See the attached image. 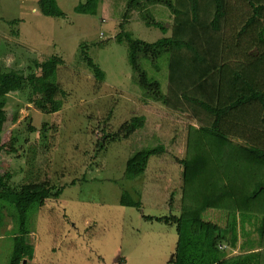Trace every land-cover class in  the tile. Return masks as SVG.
<instances>
[{
	"label": "rangeland",
	"instance_id": "obj_1",
	"mask_svg": "<svg viewBox=\"0 0 264 264\" xmlns=\"http://www.w3.org/2000/svg\"><path fill=\"white\" fill-rule=\"evenodd\" d=\"M84 1L58 0L66 17H53L41 12L39 0H0V87L4 72L40 75L37 61L62 58L60 110L50 113L36 106L29 100L31 89L13 92L0 131V171L11 174L10 184L54 186V192L64 188L61 196L29 213V241L36 253L25 264H170L176 256H169L176 226L145 215L182 214L180 159L189 157L191 127H201L207 112L188 100L178 110L152 98L132 67L129 43L118 42L121 32L148 42L172 35L175 17L167 5L147 4L170 28L164 34L149 26L138 9L126 18V0H102L96 15L76 12ZM84 48L105 71L104 79L88 64ZM143 66L167 93L169 56L159 60V67L148 59ZM136 116H144L145 124L125 136L123 125ZM159 145L165 153L152 156L146 172L130 179L129 159ZM125 190L142 208L121 204ZM14 211L7 206L0 211V264H10L15 249ZM230 215L215 209L203 214L223 227ZM258 226L247 223L240 229L236 248L223 244L228 255L241 253L245 241L258 244Z\"/></svg>",
	"mask_w": 264,
	"mask_h": 264
},
{
	"label": "trees",
	"instance_id": "obj_2",
	"mask_svg": "<svg viewBox=\"0 0 264 264\" xmlns=\"http://www.w3.org/2000/svg\"><path fill=\"white\" fill-rule=\"evenodd\" d=\"M126 1V18L138 9L148 25L164 34L170 28L156 20L147 4L167 5L175 15L172 35L155 42L134 38L130 32L118 35V42L130 45V62L142 88L155 100L178 110L188 100L207 112L201 127H191L189 157L180 159L185 182L182 214L145 217L176 226L174 264H264V144L256 139L264 134V0ZM101 2L85 0L75 10L96 15ZM39 6L46 16L66 17L58 0H39ZM83 54L96 76L104 79L105 71L86 48ZM167 55L169 88L165 93L161 81L150 77L143 60L159 67V60ZM61 63L62 58L55 55L36 62L40 75L16 70L2 74L0 131L8 119L6 106L13 92L31 89L29 100L36 106L50 113L60 110ZM144 124L145 117L136 116L123 125L122 131L130 136ZM239 136L248 141L252 137V143H236L234 139ZM164 153V145L137 151L128 161L127 176L134 179L144 174L151 157ZM10 177V173L0 171V211L3 206L15 208V249L10 264H23L26 258L34 259L36 253L29 241V213L52 197L61 196L64 188L54 192V186L41 184L18 187L9 183ZM121 204L142 208V202L127 190ZM208 209L230 213L229 225L223 227L204 219ZM247 223H259V243L245 241L241 253L228 255L227 246H221L226 243L236 248L240 229L245 230Z\"/></svg>",
	"mask_w": 264,
	"mask_h": 264
},
{
	"label": "crops",
	"instance_id": "obj_3",
	"mask_svg": "<svg viewBox=\"0 0 264 264\" xmlns=\"http://www.w3.org/2000/svg\"><path fill=\"white\" fill-rule=\"evenodd\" d=\"M174 15V14H173ZM175 17V15L173 16V18ZM150 26V25H149ZM259 138V139H258ZM257 143L258 144H264V134H262L261 136H258L257 138ZM235 142L240 144V145H246V144H251L252 143V137L248 140H245V137L244 136H239V137H235ZM177 230V229H176ZM176 234V233H175ZM177 243H178V237L177 239H175V244L173 245L172 249L169 251V256L172 258V255L176 253V247H177ZM169 262V260H168ZM115 264L116 263V260L114 262ZM170 264H174V263H171V261L169 262Z\"/></svg>",
	"mask_w": 264,
	"mask_h": 264
},
{
	"label": "built area",
	"instance_id": "obj_4",
	"mask_svg": "<svg viewBox=\"0 0 264 264\" xmlns=\"http://www.w3.org/2000/svg\"><path fill=\"white\" fill-rule=\"evenodd\" d=\"M222 248H225V246H221Z\"/></svg>",
	"mask_w": 264,
	"mask_h": 264
},
{
	"label": "water",
	"instance_id": "obj_5",
	"mask_svg": "<svg viewBox=\"0 0 264 264\" xmlns=\"http://www.w3.org/2000/svg\"><path fill=\"white\" fill-rule=\"evenodd\" d=\"M26 263V260H24V264Z\"/></svg>",
	"mask_w": 264,
	"mask_h": 264
}]
</instances>
